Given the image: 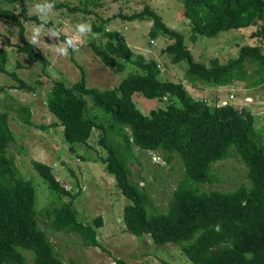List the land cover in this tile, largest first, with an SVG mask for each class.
<instances>
[{
    "label": "trees",
    "instance_id": "16d2710c",
    "mask_svg": "<svg viewBox=\"0 0 264 264\" xmlns=\"http://www.w3.org/2000/svg\"><path fill=\"white\" fill-rule=\"evenodd\" d=\"M3 1L21 6L18 14L0 6V21L17 28V51L46 67L42 52L25 36V21L36 18L27 15L24 0ZM177 1L190 22L191 42L199 36L214 38L221 31L260 24L252 37L262 43L242 46L235 59L222 63L216 58L204 65L194 61L185 36L167 27L150 6L121 18L129 22L150 19L151 40L168 39L163 52L172 64L185 63L184 79L191 85L244 83L254 87L264 82V0ZM86 3L90 1L84 0ZM63 8L66 4L55 3L54 9ZM68 8L70 12L92 13L83 7ZM109 21L92 24V32L103 41L98 44L91 39L88 46L106 68L116 74L128 70L127 74L117 87L104 91L87 85L81 67L79 78L72 83L53 80L46 95L48 113L55 119L50 126L62 128L63 140L71 151L87 146L94 130L100 133L98 144L106 154L100 158L104 170L114 177L117 190L129 202L123 207L122 222L130 234L139 238L149 235L160 246L178 245L192 264H264V131L256 129L253 113L238 105H211L194 99L184 84L161 77L154 58L134 53L121 32L106 31L103 26ZM5 62L6 52L0 49V72L5 71ZM248 68L256 70L258 80L247 74ZM9 74L18 87L37 92L16 73ZM136 94L166 102V107L143 114L133 99ZM30 110L21 105L17 115L32 125ZM13 138L8 113L0 112V264H28L27 252L34 264H64L39 226L41 211L33 182L19 173L8 152ZM136 150L154 152L168 164L181 162L183 177L168 199L165 213L155 211L145 186L131 179L129 163L137 159ZM236 155L247 168L249 186L231 192L202 191L204 184L215 181L214 165ZM33 168L50 193L52 206L45 210V216L51 228L77 234L86 247L103 248L97 232L102 218L98 216L93 224L78 221L75 193L62 185L51 166L33 161ZM112 264L131 263L118 258Z\"/></svg>",
    "mask_w": 264,
    "mask_h": 264
},
{
    "label": "rangeland",
    "instance_id": "374dc122",
    "mask_svg": "<svg viewBox=\"0 0 264 264\" xmlns=\"http://www.w3.org/2000/svg\"><path fill=\"white\" fill-rule=\"evenodd\" d=\"M54 1L56 4H66L67 8L54 9L46 22L33 9L34 4L42 3L43 0H24L22 3L27 15L36 18L24 23L28 40L34 25L44 24L45 30H62L59 38L44 35L39 45H35L47 60L46 67L30 61L25 54L17 51L14 45L18 43L17 28L6 21H0V49L6 52L5 71L0 72V112L8 113V124L14 136L8 152L13 156L19 173L33 182L37 209L41 211L40 228L47 233L64 264H112L118 258L131 264H192L178 245H156L149 235L139 238L125 230L122 210L129 202L117 190L114 177L104 170L100 158L106 154L98 144V131L92 132L87 146H77L75 151H71L69 144L63 140L62 128L50 126L55 119L48 113L46 95L53 80L72 83L79 78L81 67L87 85L104 91L117 87L128 70L116 74L92 54L88 43L95 39L96 43L100 44L103 39H99L98 34L77 40L79 50L73 52L69 49L67 57L59 56L54 49L64 41L62 36L69 38L76 35L75 28L78 23H88L92 26L94 22L102 25V20H110L103 28L106 31L121 32L126 44L134 53L154 58L161 68L163 79L184 84L196 100H207L211 105L228 103L247 108L254 115L256 129L263 132L264 82L254 87H248L244 83L233 86L191 85L184 79L185 63L172 64L170 57L163 52L169 43L168 39L151 40L150 19L129 22L121 16L140 12L145 6H150L160 14L167 27L185 36V45L194 61L204 65L216 58L222 63L230 58L235 59L242 46L260 45L262 41L252 37L260 24L244 29L221 31L214 38L199 36L196 42H191V25L184 16V6L177 0H89L90 4H84V0ZM0 6L10 8L15 14H18L21 8L18 2L8 4L3 0H0ZM68 7H83L92 13L70 12ZM11 72L16 73L26 84L35 87L37 92L18 87L17 80L9 74ZM247 74L254 75L253 81L258 80L253 68H248ZM231 96L234 98L231 99ZM133 99L143 114L155 108L166 107V102L156 98L136 94ZM21 105L31 109L32 125L23 123L18 117L17 109ZM136 154L138 160L129 163L133 172L131 179L141 187L145 186L151 195L153 209L165 213L168 199L183 177L181 162L168 164L154 152L140 153L136 150ZM33 161L51 166L62 185L75 193L74 206L77 209L78 221L93 224L95 218H102L103 224L97 232L103 248L86 247L77 234L59 232L51 228V221L45 216V210L52 206L48 201L50 193L44 180L34 170ZM212 173L215 181L204 184L201 187L204 192H231L241 186H249L247 168L237 155L217 162ZM26 256L28 264H34L28 252Z\"/></svg>",
    "mask_w": 264,
    "mask_h": 264
},
{
    "label": "clouds",
    "instance_id": "9594fccd",
    "mask_svg": "<svg viewBox=\"0 0 264 264\" xmlns=\"http://www.w3.org/2000/svg\"><path fill=\"white\" fill-rule=\"evenodd\" d=\"M55 8L54 0H43L42 3H36L33 5L34 12L38 14L42 20L46 22L47 17L53 13ZM60 29L49 28L45 30L44 24L34 25L31 29V36L28 40L30 44L39 45L41 37L47 35L49 38H59L61 35ZM76 35L69 37L55 47V52L61 57H67L69 55V49L73 52L78 51L77 40L82 39L85 36H95L92 32V27L88 23H78L75 28Z\"/></svg>",
    "mask_w": 264,
    "mask_h": 264
},
{
    "label": "built area",
    "instance_id": "2783aa9c",
    "mask_svg": "<svg viewBox=\"0 0 264 264\" xmlns=\"http://www.w3.org/2000/svg\"><path fill=\"white\" fill-rule=\"evenodd\" d=\"M230 98H231V99H233L234 97H233V96H231Z\"/></svg>",
    "mask_w": 264,
    "mask_h": 264
}]
</instances>
